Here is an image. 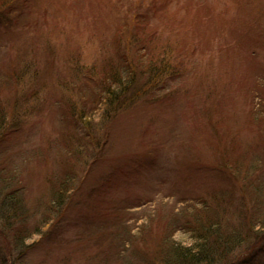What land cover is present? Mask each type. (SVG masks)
I'll return each mask as SVG.
<instances>
[{
	"label": "rangeland",
	"instance_id": "rangeland-1",
	"mask_svg": "<svg viewBox=\"0 0 264 264\" xmlns=\"http://www.w3.org/2000/svg\"><path fill=\"white\" fill-rule=\"evenodd\" d=\"M198 215L264 264V0H0V264H162Z\"/></svg>",
	"mask_w": 264,
	"mask_h": 264
},
{
	"label": "trees",
	"instance_id": "trees-1",
	"mask_svg": "<svg viewBox=\"0 0 264 264\" xmlns=\"http://www.w3.org/2000/svg\"><path fill=\"white\" fill-rule=\"evenodd\" d=\"M126 68L128 69V67ZM128 73L129 74L127 75L128 77L127 85L124 86L123 88L120 87V85L118 87V91L120 90V92H117L116 96H118L119 101L124 94V90L128 88V85L132 84L134 78L133 74L131 75L130 71H128ZM111 87L112 86L105 87L106 92L104 93L107 94L108 98L112 97L113 99H115L114 96L115 93L113 92L112 90L113 88ZM115 100L118 101V99ZM112 102H116V101L112 100ZM84 120L85 123L82 124V126L85 129L86 134L90 139L95 138L96 134L93 131L92 125L90 124L91 123L90 116H87V118H85ZM10 198H12V200L14 199L12 193ZM206 209L208 208L206 207ZM201 216L202 215L200 216L198 215V219H197L198 227H194V229L191 228V233L192 235H194L192 237H194L196 243L195 246L193 248H186L176 243L175 241H172L170 244L168 243V245L166 246L167 248H165L166 250L163 251L162 264H207L217 253L215 247L217 248L220 246L217 243L223 242V244L225 243L224 246H228L231 243L229 238L225 239L223 237L225 236L223 223L221 222L218 216L217 218H213L216 219L215 221L216 223L211 221L209 218L202 219ZM260 230L261 232H264V224L262 225ZM216 237L218 239L215 241L214 239ZM23 245L25 246L24 248L27 247L25 243Z\"/></svg>",
	"mask_w": 264,
	"mask_h": 264
}]
</instances>
